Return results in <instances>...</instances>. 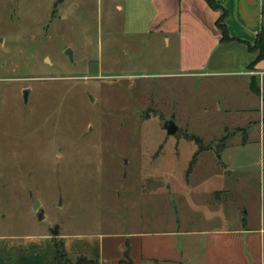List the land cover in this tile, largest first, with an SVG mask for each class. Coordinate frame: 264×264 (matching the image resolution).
Listing matches in <instances>:
<instances>
[{
	"label": "rangeland",
	"instance_id": "1",
	"mask_svg": "<svg viewBox=\"0 0 264 264\" xmlns=\"http://www.w3.org/2000/svg\"><path fill=\"white\" fill-rule=\"evenodd\" d=\"M118 3L0 0V238L26 243L21 251L32 250L23 238L46 233L163 227L170 181L186 171L194 186L212 178L238 190L258 221V127L242 141L238 114L221 110L222 78L166 74L178 64L164 59L160 39L124 31Z\"/></svg>",
	"mask_w": 264,
	"mask_h": 264
},
{
	"label": "crops",
	"instance_id": "2",
	"mask_svg": "<svg viewBox=\"0 0 264 264\" xmlns=\"http://www.w3.org/2000/svg\"><path fill=\"white\" fill-rule=\"evenodd\" d=\"M213 1L227 10L225 24L236 39L220 41L216 27L220 11L206 0H120L116 7L122 13L126 33L153 35L161 40L164 59L172 58L179 68L166 74L199 80L222 78L221 110L238 114L232 124L244 128L243 142L251 139L245 128L258 127V145L263 154L264 59L249 69L255 54L241 41L252 42L264 29V0ZM252 77L257 93L250 89ZM194 157L191 160L196 164L198 158ZM193 173L186 171L183 181L171 179L168 187L172 204L163 227L132 233L107 232L91 238L65 237L66 252L95 253L102 264H119L125 258L131 264H264L262 189L255 221L248 216L249 205H240L234 198L233 191L238 190L219 185L218 179L212 178H201L194 186ZM23 239L31 241L27 244L31 252L21 251L19 246L26 243L18 239L15 244L10 237L0 238V264L52 263L55 249L51 236L46 233Z\"/></svg>",
	"mask_w": 264,
	"mask_h": 264
},
{
	"label": "trees",
	"instance_id": "3",
	"mask_svg": "<svg viewBox=\"0 0 264 264\" xmlns=\"http://www.w3.org/2000/svg\"><path fill=\"white\" fill-rule=\"evenodd\" d=\"M206 1L212 8L220 11V16L216 20V27L221 36L220 41L225 42L236 39L229 34L225 24V19L228 14L227 10L213 0ZM241 42L246 46L248 51L255 54L254 60L248 65L249 69H253L257 62L264 59V29L259 31L252 42L246 40H242ZM250 89L254 93L258 92V87L253 77L250 81ZM193 162L194 160L191 163ZM52 243L55 249V256L51 264H102L99 255L95 253H78L73 255L67 253L64 247L63 239H56L52 237Z\"/></svg>",
	"mask_w": 264,
	"mask_h": 264
},
{
	"label": "water",
	"instance_id": "4",
	"mask_svg": "<svg viewBox=\"0 0 264 264\" xmlns=\"http://www.w3.org/2000/svg\"><path fill=\"white\" fill-rule=\"evenodd\" d=\"M60 1L61 0H56V3L60 2ZM66 52L70 53V50L68 49V50H66ZM46 60L49 61L47 58H46ZM27 93H28V89H24L23 90V97H24L25 100L27 98ZM163 126L166 129V131L168 133H170V134H173V133H175L177 131V126L175 125V122L172 119L167 121V122H165ZM33 209L35 211H37L38 219L41 220L43 218V214H42V211L40 210V202L35 197H33ZM57 233H58V230L52 231V234H54V235L57 234Z\"/></svg>",
	"mask_w": 264,
	"mask_h": 264
},
{
	"label": "flooded vegetation",
	"instance_id": "5",
	"mask_svg": "<svg viewBox=\"0 0 264 264\" xmlns=\"http://www.w3.org/2000/svg\"><path fill=\"white\" fill-rule=\"evenodd\" d=\"M171 120V119H170ZM169 121V120H168ZM167 122V121H166ZM57 229L55 228V229H53L52 231H56Z\"/></svg>",
	"mask_w": 264,
	"mask_h": 264
}]
</instances>
